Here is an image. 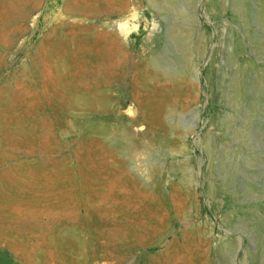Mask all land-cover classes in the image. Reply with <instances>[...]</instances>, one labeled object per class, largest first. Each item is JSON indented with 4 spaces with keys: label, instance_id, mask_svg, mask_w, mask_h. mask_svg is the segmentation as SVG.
Instances as JSON below:
<instances>
[{
    "label": "rangeland",
    "instance_id": "rangeland-1",
    "mask_svg": "<svg viewBox=\"0 0 264 264\" xmlns=\"http://www.w3.org/2000/svg\"><path fill=\"white\" fill-rule=\"evenodd\" d=\"M0 264H264V0H0Z\"/></svg>",
    "mask_w": 264,
    "mask_h": 264
},
{
    "label": "bare ground",
    "instance_id": "bare-ground-1",
    "mask_svg": "<svg viewBox=\"0 0 264 264\" xmlns=\"http://www.w3.org/2000/svg\"><path fill=\"white\" fill-rule=\"evenodd\" d=\"M155 3V2H154Z\"/></svg>",
    "mask_w": 264,
    "mask_h": 264
}]
</instances>
